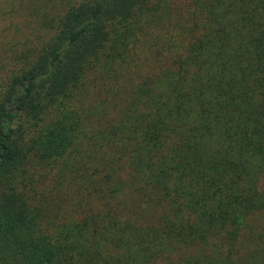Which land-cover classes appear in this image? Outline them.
<instances>
[{"label": "trees", "instance_id": "obj_1", "mask_svg": "<svg viewBox=\"0 0 264 264\" xmlns=\"http://www.w3.org/2000/svg\"><path fill=\"white\" fill-rule=\"evenodd\" d=\"M264 0H0V264H264Z\"/></svg>", "mask_w": 264, "mask_h": 264}, {"label": "rangeland", "instance_id": "obj_2", "mask_svg": "<svg viewBox=\"0 0 264 264\" xmlns=\"http://www.w3.org/2000/svg\"><path fill=\"white\" fill-rule=\"evenodd\" d=\"M263 221V219L261 221L259 219L257 220L256 224H259L257 230L262 226Z\"/></svg>", "mask_w": 264, "mask_h": 264}]
</instances>
